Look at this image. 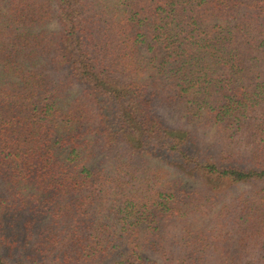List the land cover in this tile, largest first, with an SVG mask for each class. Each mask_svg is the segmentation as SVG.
I'll list each match as a JSON object with an SVG mask.
<instances>
[{
	"label": "trees",
	"instance_id": "1",
	"mask_svg": "<svg viewBox=\"0 0 264 264\" xmlns=\"http://www.w3.org/2000/svg\"><path fill=\"white\" fill-rule=\"evenodd\" d=\"M0 264H264V0H0Z\"/></svg>",
	"mask_w": 264,
	"mask_h": 264
}]
</instances>
